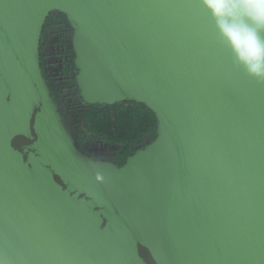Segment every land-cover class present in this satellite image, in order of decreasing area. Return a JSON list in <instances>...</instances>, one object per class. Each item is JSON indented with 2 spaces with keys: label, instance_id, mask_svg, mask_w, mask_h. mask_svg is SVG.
I'll return each instance as SVG.
<instances>
[{
  "label": "water",
  "instance_id": "95a60500",
  "mask_svg": "<svg viewBox=\"0 0 264 264\" xmlns=\"http://www.w3.org/2000/svg\"><path fill=\"white\" fill-rule=\"evenodd\" d=\"M54 12L81 100L156 118L121 168L61 152L74 141L39 63ZM0 264H264V81L203 0H0Z\"/></svg>",
  "mask_w": 264,
  "mask_h": 264
},
{
  "label": "trees",
  "instance_id": "16d2710c",
  "mask_svg": "<svg viewBox=\"0 0 264 264\" xmlns=\"http://www.w3.org/2000/svg\"><path fill=\"white\" fill-rule=\"evenodd\" d=\"M69 27L63 16L58 14L53 19L51 13L43 26L39 41V63L43 77L56 102L57 94L63 92L64 86L55 87L53 78L46 73V50L50 42L56 49L58 58V75L68 87L74 85L73 54L70 48ZM51 39H53L51 41ZM54 86V88H53ZM75 96L69 97L68 113L76 109ZM61 112V110H60ZM84 128L77 136L79 145L86 141H101L115 146L114 156L118 166L135 151L151 143L156 137V118L143 104L121 102L112 106L87 105L82 109L78 118Z\"/></svg>",
  "mask_w": 264,
  "mask_h": 264
},
{
  "label": "clouds",
  "instance_id": "9594fccd",
  "mask_svg": "<svg viewBox=\"0 0 264 264\" xmlns=\"http://www.w3.org/2000/svg\"><path fill=\"white\" fill-rule=\"evenodd\" d=\"M238 64L264 81V0H203ZM98 179L100 177H97Z\"/></svg>",
  "mask_w": 264,
  "mask_h": 264
},
{
  "label": "rangeland",
  "instance_id": "374dc122",
  "mask_svg": "<svg viewBox=\"0 0 264 264\" xmlns=\"http://www.w3.org/2000/svg\"><path fill=\"white\" fill-rule=\"evenodd\" d=\"M53 19H55V16H58L57 12L52 13ZM69 38L71 37L72 31L69 30ZM53 39H51L52 41ZM47 60H46V70L48 74L55 78V86L60 83L61 79L59 78V75H57L58 72V58H56V49L54 48V45L50 42V44L47 47L46 50ZM76 76V74H74ZM75 85V84H74ZM75 96V104L76 109L72 111L71 113H68V106H69V97ZM58 104L60 106L63 120L65 121L66 128L70 132L71 135L77 137L79 135V132L83 130L84 125L82 122L78 120L82 109L86 106V104L81 100L79 97V94L77 92V89L75 90L73 87H68L67 91L62 94V97L58 96ZM82 149L89 153L92 158H102V157H108L111 156L112 151L114 150L115 146L109 145L105 142L101 141H86L81 143Z\"/></svg>",
  "mask_w": 264,
  "mask_h": 264
},
{
  "label": "flooded vegetation",
  "instance_id": "af4514ba",
  "mask_svg": "<svg viewBox=\"0 0 264 264\" xmlns=\"http://www.w3.org/2000/svg\"><path fill=\"white\" fill-rule=\"evenodd\" d=\"M45 71L48 74L47 70H45ZM57 75H58V72H57ZM59 78L61 79L60 80L61 82L58 83V85H56V86L54 85L55 84V78H53V80H51V83L55 87H59V86H64L65 87V89L63 90V92H61V93H58L57 92V94L55 92V95L57 96V100H56V102L54 101V103H55V105L57 107L58 112L62 116V112H60L61 109H60V106L58 104V96L59 97H62V94L67 91L68 85L64 83L62 77L59 76ZM54 86H53V88H54ZM73 88H74V86H73ZM62 119H63V116H62ZM63 123H64V126L66 128V125H65V121L64 120H63ZM66 130L68 131L67 128H66ZM71 136H72V139L74 141L75 148H72L68 142H64V144L62 146V149L63 150L61 152L64 155V157H66V159L68 160L69 163H71L75 167L81 169L83 173H88V174L94 173L96 171V168H101V169H104V170L114 169L115 167L121 168L125 164V162H124V164L122 166H118L117 165L116 159H115V156H114V151L117 149L116 147L112 151L111 156L102 157V158H98V157L92 158V156L89 153L85 152L82 149L81 145H79L78 138L75 137V136H73V135H71ZM148 144H150V143H147L146 145H148ZM142 149H140V150H142ZM140 150H138V151H140ZM135 152H137V151H135ZM126 159H125V161H126ZM53 170L63 173V166L60 163H54L53 164Z\"/></svg>",
  "mask_w": 264,
  "mask_h": 264
}]
</instances>
